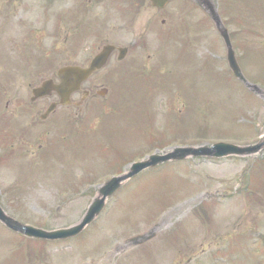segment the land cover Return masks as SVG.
<instances>
[{
  "label": "rangeland",
  "instance_id": "obj_1",
  "mask_svg": "<svg viewBox=\"0 0 264 264\" xmlns=\"http://www.w3.org/2000/svg\"><path fill=\"white\" fill-rule=\"evenodd\" d=\"M40 1L0 0V206L7 216L67 228L129 163L176 147L247 146L264 137V0H212L252 90L230 75L219 34L193 2L175 0L157 12L135 1L130 8L120 0H54L40 17ZM104 43L129 48L125 60L114 57L90 79L81 105L41 119L51 101L32 102V90L57 67L83 65ZM19 54L42 60L28 64ZM86 229L87 241L73 247L26 241L36 260L33 247L18 245L23 240L0 225V264H264V150L141 173Z\"/></svg>",
  "mask_w": 264,
  "mask_h": 264
},
{
  "label": "water",
  "instance_id": "obj_2",
  "mask_svg": "<svg viewBox=\"0 0 264 264\" xmlns=\"http://www.w3.org/2000/svg\"><path fill=\"white\" fill-rule=\"evenodd\" d=\"M153 7L163 8L170 0H147ZM200 4L209 15L216 27L220 31L221 37L228 51V63L233 75L238 78L241 82L246 84L245 79L242 77L237 63L234 59L233 52L230 48L229 38L225 29L219 21L216 11L209 0H195ZM111 47H105L103 51L94 59L91 66L87 70L79 68H64L59 71L58 78L60 84L58 86H51L50 82L44 83L41 89L36 90L34 93L38 95H44L49 90H54L60 96L61 103H69L68 98L71 92L78 89L80 83L84 81L93 71L100 68L101 65L106 61L110 52ZM264 148V140L254 146L238 147L234 145H228L223 143L214 144L210 147H198V148H179L175 149L173 152L166 154L164 156H151L146 162L137 163L131 166L130 172L127 175L120 176L118 178H113L105 185H103L99 190V196L95 198L89 208L87 209L85 215L81 221L72 227L67 229L58 230L55 232H43L40 230H35L32 227L22 226L17 222L6 217L2 210L0 209V222L5 224L8 228L13 231L20 232L25 236L33 238H41L47 240L65 239L78 234L82 231L102 210L104 207L106 199L113 194V192L121 185L123 181H126L131 176L137 174L141 170L155 166L158 163L170 161V160H182L187 157H209V158H223L228 156H251L261 152Z\"/></svg>",
  "mask_w": 264,
  "mask_h": 264
}]
</instances>
